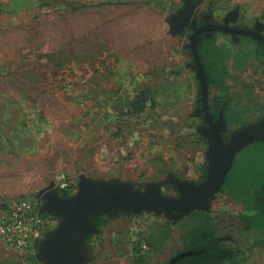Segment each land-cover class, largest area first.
Wrapping results in <instances>:
<instances>
[{"label": "rangeland", "instance_id": "1", "mask_svg": "<svg viewBox=\"0 0 264 264\" xmlns=\"http://www.w3.org/2000/svg\"><path fill=\"white\" fill-rule=\"evenodd\" d=\"M13 2L0 0V209L21 197L40 205L38 192L50 185L73 193L80 174L137 187L160 182L165 194L170 174L197 179L207 147L197 134L199 83L189 66V33L173 35L167 22L183 0ZM234 8L237 22L264 23V0H200L194 14L221 19ZM215 42L227 75L209 98L229 99L236 113L228 127L264 116L257 43L222 33ZM142 86L153 103L135 117L124 103ZM209 206L204 221L220 244L238 248L242 264H264V250L252 244L264 232L243 225L242 204L218 191ZM46 217L53 228L58 218ZM164 219L149 211L111 217L91 237L86 264H171L180 233L195 222L163 229ZM0 246L7 251L0 264H40L34 250Z\"/></svg>", "mask_w": 264, "mask_h": 264}, {"label": "water", "instance_id": "2", "mask_svg": "<svg viewBox=\"0 0 264 264\" xmlns=\"http://www.w3.org/2000/svg\"><path fill=\"white\" fill-rule=\"evenodd\" d=\"M195 6L193 0H183V5L170 15L167 22L173 35L181 33L186 26L193 29L186 44L192 56L189 66L194 70L199 83L198 100L205 114L209 116L207 77L197 49L201 32L205 29H208V34L211 33L210 29L230 32L233 35L239 32L264 42V34L260 33L264 23L262 22L261 27L255 26L254 30L228 27L229 14H237V8H234L226 14L224 25L197 26ZM232 20L234 19L230 21ZM224 130L225 124L220 116L217 123L209 120L207 131H200L207 142L206 176L203 180L194 182L170 174L166 183L177 190L176 195L165 194L160 182H148L137 187L129 182L94 179L84 174L79 175L76 190L69 196H61L52 185L39 191L38 196L42 201L39 205L40 212L55 215L58 222L38 240L36 258L42 264H86L90 260L86 236L99 230L90 219V214L95 212H102L111 218L119 212L139 214L149 211L177 221L196 208L209 210V202L220 191L235 154L255 140L264 142L263 118L232 130L227 140L221 135Z\"/></svg>", "mask_w": 264, "mask_h": 264}, {"label": "trees", "instance_id": "3", "mask_svg": "<svg viewBox=\"0 0 264 264\" xmlns=\"http://www.w3.org/2000/svg\"><path fill=\"white\" fill-rule=\"evenodd\" d=\"M13 1L15 6H18L15 0ZM193 1L197 5L200 0ZM67 3L71 7H74V4ZM215 39V32L211 36L201 34L197 49L207 77L208 88L214 87L222 90L225 88L224 83L227 75V68L224 62L225 52L216 45ZM255 53L264 58V43H257ZM211 99L210 105L214 108L215 112L222 109L226 121L233 118L236 112L229 108V99L220 94L214 95ZM152 103L150 90L147 86H142L130 99L125 101L124 106L129 115L141 117ZM197 134L200 136L202 142L207 144L205 138L198 131ZM240 151L244 155L240 160L234 157L220 191L242 204L238 215L245 227L261 226L262 232H264V142L260 140L253 141ZM174 176L178 177L176 174ZM205 176L206 158H204L199 166V175L194 182L203 180ZM58 191L63 197L69 196L72 193V191L63 188H59ZM210 213L211 211L209 210L196 208L180 220L164 219L161 224L163 229H169L171 225L188 218L193 219L195 222L185 226L184 230L180 233V246L177 248L171 264H242L239 249L222 246L215 234V228L204 221ZM41 214L43 216L55 217V215L47 212H41ZM118 214L132 215L131 213L127 214L124 212H119ZM90 219L99 229L97 232L99 233L100 229L106 226L110 218L102 212H95L90 214ZM97 233L86 236L87 247L91 237ZM37 243L38 240L34 244V251L37 249ZM252 244L264 250V235L254 238ZM32 258L39 262L35 252ZM39 263L42 264L41 262Z\"/></svg>", "mask_w": 264, "mask_h": 264}, {"label": "built area", "instance_id": "4", "mask_svg": "<svg viewBox=\"0 0 264 264\" xmlns=\"http://www.w3.org/2000/svg\"><path fill=\"white\" fill-rule=\"evenodd\" d=\"M49 221L35 200L18 198L0 209V240L9 250L21 254L33 252L35 242L51 228Z\"/></svg>", "mask_w": 264, "mask_h": 264}, {"label": "flooded vegetation", "instance_id": "5", "mask_svg": "<svg viewBox=\"0 0 264 264\" xmlns=\"http://www.w3.org/2000/svg\"><path fill=\"white\" fill-rule=\"evenodd\" d=\"M228 12H230V11H228ZM227 13H225L224 16L221 19L212 18V17L208 16L207 14H204V15H202L200 17H198L197 15L194 14L195 18H196V25L197 26H200V25H203V24H207V26L212 25V24L224 25L225 24L224 18H225ZM237 16H238V12H237V14H236V12L235 13L231 12L229 14V16L227 17L229 19V21L227 22V26L228 27L244 28V29H249V30H254L255 26L261 27L262 22L259 21V20H255L252 23V25H248V24L237 22ZM231 19H234V20L230 21ZM210 30H211L210 34H208V29H205L204 31H202L201 34H205V35L211 36L212 33L215 32V34L222 33V34H226V35L230 36V39L233 42L238 41V38H245V39H248V40H250V41H252L254 43L262 42L260 40L253 39V38H251L249 36L242 35L239 32H235L234 33L235 35H233L230 32H221V31L213 30V29H210ZM183 31L188 32L189 35H190L192 33L193 29L190 26H186V27H184ZM260 33L264 34V27L263 28L261 27ZM262 43H264V42H262ZM263 81H264V75H263ZM207 101H208L209 116H207L205 114V112H204V110L202 108L201 102L199 100H198V103H197L198 106L195 109V114L200 119V123H199V125L197 127V131L199 132V134L202 137H204V136H203V134L200 131L205 132V131H207L209 129V120H210L211 123H217V121H218L220 116L222 117V119L224 121V124H225V130L221 131V135H222L224 140H227V138H228V136H229V134H230V132L232 130L240 128L243 125H246V124L250 123V122H245V123H242L241 125H239V126H237L235 128H229L228 125H227V121L224 119L222 109H219L218 112H215L214 108L210 105L211 102H212V99L209 98V88H208ZM208 117L210 119H208ZM262 118L264 119V116H260V117L256 118L254 121H257V120L262 119ZM254 121H251V122H254ZM205 140H206V138H205ZM193 181H195V180H193ZM169 186L172 187V185H169ZM176 194H177V190L174 187H172V191H171V193L169 195H176Z\"/></svg>", "mask_w": 264, "mask_h": 264}, {"label": "crops", "instance_id": "6", "mask_svg": "<svg viewBox=\"0 0 264 264\" xmlns=\"http://www.w3.org/2000/svg\"><path fill=\"white\" fill-rule=\"evenodd\" d=\"M0 255H4V253H7V251L6 250H4V247L3 246H0Z\"/></svg>", "mask_w": 264, "mask_h": 264}]
</instances>
